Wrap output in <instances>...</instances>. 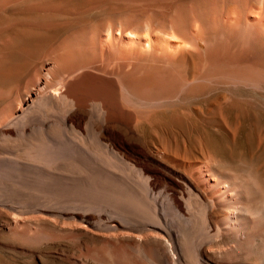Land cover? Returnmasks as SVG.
Wrapping results in <instances>:
<instances>
[{"label": "bare ground", "instance_id": "bare-ground-1", "mask_svg": "<svg viewBox=\"0 0 264 264\" xmlns=\"http://www.w3.org/2000/svg\"><path fill=\"white\" fill-rule=\"evenodd\" d=\"M13 11L0 39L11 261L264 264V166L182 161L137 127L157 105L264 91V0H0ZM100 180L122 189L117 206L71 196ZM35 185L72 194H16Z\"/></svg>", "mask_w": 264, "mask_h": 264}, {"label": "rangeland", "instance_id": "rangeland-1", "mask_svg": "<svg viewBox=\"0 0 264 264\" xmlns=\"http://www.w3.org/2000/svg\"><path fill=\"white\" fill-rule=\"evenodd\" d=\"M16 17L17 14L14 13V11L11 13H1L0 30L3 26L6 27V24L13 22ZM6 33L7 32L4 30L0 31L1 40ZM26 77L22 75L16 82L24 87L27 85L26 82H28L29 75L27 76L26 74ZM3 81L4 78L0 80V90L8 88L10 85L6 83L7 81H4V83ZM5 84H7V86ZM244 91L246 96L243 94ZM212 94L214 96L216 94V97L213 99ZM212 94L199 97L195 101L197 102L196 104L195 102L192 104V101H180L169 103V105L161 104L152 107L150 112L138 122L137 127L140 134L148 143L158 146L161 151H167V154L182 161L199 162L203 164L211 163L221 167H241L249 171L252 167L251 170H255V168L259 169L264 166V91L237 85L230 88L217 89ZM231 94L237 95V97L241 94L242 97L239 96L235 99L236 103L237 101L240 103L233 104L232 102L235 101H233L232 97L228 96ZM252 95L254 96L251 99ZM205 100L209 102H205ZM4 105L5 101H0V111L4 108ZM241 105H243L242 109ZM164 106H167V108ZM189 108L191 110H189ZM145 119L147 121H145ZM116 128L125 133L127 132V129L123 126H116ZM56 130L58 132L59 128L54 131ZM4 182V179L0 178V196L6 193V184ZM96 183L91 187H80L81 185H78L77 188L76 186L75 189L77 190L73 189V192L78 196L74 194V196L71 195L72 193L70 194V191L72 192V190H64L61 186H58L59 189L56 190V195L55 192L49 194L48 192L39 191L42 187L38 185H35L37 189H35L34 186H28L30 188L26 187L24 189L21 187L22 190H16L18 191L16 194H25L30 198H36L37 195L41 194L49 197L51 195L55 198L58 196L59 198L69 193L72 197L76 199L78 197L79 200L87 203L91 202L96 204L98 201L99 203L97 205H105L106 201V205H109L111 202V204L117 206L116 202L121 201L124 195L117 183L112 181L108 182V180H100V182L98 181ZM108 185H111L113 189L107 187ZM115 185H117L120 190ZM23 190L27 191L23 192ZM4 237L0 225V264H28L24 257L16 258L18 262L11 261L10 253L4 244ZM89 242L93 241L89 240Z\"/></svg>", "mask_w": 264, "mask_h": 264}]
</instances>
